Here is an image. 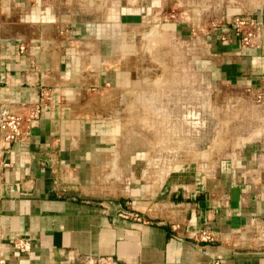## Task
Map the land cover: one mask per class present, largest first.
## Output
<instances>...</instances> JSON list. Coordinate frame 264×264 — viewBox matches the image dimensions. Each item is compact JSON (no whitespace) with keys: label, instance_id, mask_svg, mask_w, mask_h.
Masks as SVG:
<instances>
[{"label":"crops","instance_id":"0c3cea01","mask_svg":"<svg viewBox=\"0 0 264 264\" xmlns=\"http://www.w3.org/2000/svg\"><path fill=\"white\" fill-rule=\"evenodd\" d=\"M263 48L264 0H0V118L40 103L21 141L0 133V263L264 264L228 239L264 220ZM160 134L193 148H145Z\"/></svg>","mask_w":264,"mask_h":264},{"label":"built area","instance_id":"2783aa9c","mask_svg":"<svg viewBox=\"0 0 264 264\" xmlns=\"http://www.w3.org/2000/svg\"><path fill=\"white\" fill-rule=\"evenodd\" d=\"M232 31L239 38V45L244 48H253L256 42V23L247 16L237 15L231 20ZM20 49H23L21 47ZM264 50V48H263ZM40 114V103L33 104L28 107L27 115L20 116L15 114H7L0 118V133L4 145L21 141L23 138V130L26 123L34 122ZM120 216L127 218L129 214L120 213ZM136 217V216H134ZM138 219V217H136ZM196 238L199 241L210 242L214 240V234L209 230L198 232ZM228 239L237 246H251V243L257 245L264 250V220L262 222H254L242 230L238 234H230ZM11 246L14 250L21 253H29L32 248L30 239L16 238L12 241ZM3 264V263H0ZM200 264H219L218 261L204 262Z\"/></svg>","mask_w":264,"mask_h":264},{"label":"rangeland","instance_id":"374dc122","mask_svg":"<svg viewBox=\"0 0 264 264\" xmlns=\"http://www.w3.org/2000/svg\"><path fill=\"white\" fill-rule=\"evenodd\" d=\"M240 3H242V1L243 0H228V4H230V6H231V3L233 4V3H238V2ZM244 1H246V0H244ZM257 2H258V0H257ZM236 5V4H235ZM176 11V15H175V18H176V20H182V18H185L187 15L186 14H184V13H181L182 12V8L180 9H176L175 10ZM196 13L197 12H194L193 11V15H195L196 16ZM191 20H192V16H191ZM185 21H190V19H185ZM191 22H193V21H191ZM166 45V44H165ZM176 58H179L180 56H175ZM177 63H180V61H178L177 60ZM149 65H151V62L149 61ZM157 73L158 74H160L161 73V71L159 70V68L157 69ZM151 73H154V75H151ZM174 73H177V72H174ZM149 75H150V77H156V71H150L149 72ZM192 78V82H193V79H194V77L192 76L191 77ZM193 84V83H192ZM175 89H177V87L175 88ZM160 91V90H159ZM207 103L205 104V109L204 110H206V112L208 113V116H209V118H211V119H209L210 120V123H211V126L212 127H216L217 126V120H215V119H212V117H210L211 116V114H212V112H215V110H216V108H214V106H215V104L213 103V101H214V99H215V97H214V93H215V91L213 90V88L212 87H208L207 88ZM159 94H161V91L159 92ZM195 94V92H194V89L191 87V97H192V99H193V97L194 96H196V95H194ZM150 96H149V94L147 93V94H144V97H143V99H144V101H145V105H146V103L149 105V107H148V109H150V102H149V100H150ZM145 105H143V107H144V109H147V106H145ZM194 105H196V103H192V106H194ZM221 112H223V115H226V116H230L231 115V106H230V104L228 103L227 104V106L224 108V110H222V111H219V114H221ZM228 119H230L231 120V118H228ZM145 120H147V119H144V121ZM230 120H228V124L227 125H230L229 124V122H230ZM127 123H128V125L127 126H129L130 125V123L133 121V120H131V119H128V120H125ZM143 121V122H144ZM147 122V121H146ZM144 124V123H143ZM145 126H147V124H145ZM149 126V125H148ZM146 138H148V139H151V140H148V139H146ZM152 139H153V136L151 135V136H144V140H143V143L145 144L144 146H145V148H147V147H151V143H156L157 141H159L158 143H159V147H161L162 146V143H163V148H165V150L166 151H164L165 153L167 152V148H170V147H175V148H178L179 146H180V148H181V150H182V148L184 147V148H189V146H190V148H193V143H191V145H189L187 142H177V140H171L170 139V136L168 135V138H167V135L166 134H160V135H154V140L152 141ZM210 139H211V135L209 134L208 136H207V141H204L203 143H201V145L202 146H204L205 147V145L206 144H208L209 143V141H210ZM168 140V141H167ZM164 141V142H163ZM149 142H150V144H149ZM192 146V147H191ZM156 147V146H155ZM170 150V149H169ZM148 153H149V151H147ZM164 153V154H165ZM171 154H174V156L175 157H172L173 158V160H174V158L175 159H177V157L180 159V157L183 155V153H178V152H175V153H171ZM147 157H151V154L149 153L148 155H147ZM152 158V157H151ZM155 158V157H154ZM151 161V160H150ZM150 161H149V163H150ZM172 161V159H169V162H171ZM145 162H148V160L147 159H145L144 158V163ZM169 168H165L164 170H163V172L165 173L167 170H168ZM164 173H162V174H164Z\"/></svg>","mask_w":264,"mask_h":264}]
</instances>
